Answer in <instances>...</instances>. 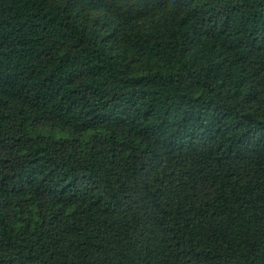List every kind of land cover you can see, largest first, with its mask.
Listing matches in <instances>:
<instances>
[{"label": "trees", "instance_id": "trees-1", "mask_svg": "<svg viewBox=\"0 0 264 264\" xmlns=\"http://www.w3.org/2000/svg\"><path fill=\"white\" fill-rule=\"evenodd\" d=\"M0 264H264V0H0Z\"/></svg>", "mask_w": 264, "mask_h": 264}]
</instances>
